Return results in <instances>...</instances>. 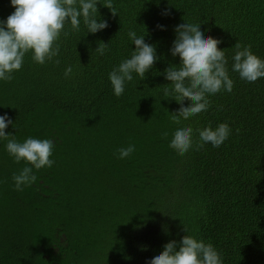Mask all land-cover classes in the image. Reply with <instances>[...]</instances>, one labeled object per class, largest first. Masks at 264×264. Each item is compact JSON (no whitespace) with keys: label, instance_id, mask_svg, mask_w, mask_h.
<instances>
[{"label":"trees","instance_id":"1","mask_svg":"<svg viewBox=\"0 0 264 264\" xmlns=\"http://www.w3.org/2000/svg\"><path fill=\"white\" fill-rule=\"evenodd\" d=\"M114 6L116 16L98 5L109 27L96 34L87 35L83 23L80 31L66 25L59 64L41 65L29 54L11 81H0V114L18 124L6 132L53 139L56 161L34 169L37 180L18 191L12 176L25 162L0 143V264H147L185 228L213 243L224 264H264V78L247 82L230 72L233 90L211 96V107L188 123L227 122L232 134L219 147L194 144L186 154L169 147L177 127L169 113L180 105L157 87L169 83L158 74L179 63L168 50L183 19L204 23L223 41L230 69L237 42L264 58V0ZM13 11L10 0H0V19ZM129 29L148 32L146 42L162 58L116 97L108 73L135 48ZM98 42H110L103 56L94 51ZM67 65L73 74L65 78ZM130 143L136 151L118 158Z\"/></svg>","mask_w":264,"mask_h":264},{"label":"clouds","instance_id":"2","mask_svg":"<svg viewBox=\"0 0 264 264\" xmlns=\"http://www.w3.org/2000/svg\"><path fill=\"white\" fill-rule=\"evenodd\" d=\"M10 4L14 11L6 19H0V81L3 82L14 78V73L22 69L29 54L35 63L43 65L51 61L59 64L61 36L68 34L66 25L73 31H80L83 23L87 35L107 29L108 20L100 15L98 5L108 8L113 16L118 14L114 0H10ZM162 15H171V10L165 9ZM203 24L183 19L175 26V39L168 51L173 58L179 57V63L169 62L162 73L158 72L169 83L157 87L168 100H175L180 105L175 112L168 113L177 125L169 147L181 154L188 153L194 144L198 148L208 143L219 147L232 134L227 122L215 127L209 123L196 129L188 123L211 107V96L233 90L235 81L230 72L238 73L239 78L247 82L264 78V58L255 54L251 45L235 44L230 69L228 49H221L219 45L223 41L210 35V30L206 31ZM157 27L166 30L165 25ZM147 35L148 32L138 35L135 29L128 30L127 38L135 48L108 73L116 97L125 93L127 84L136 76L144 79L162 58L157 45L146 42ZM109 43L98 42L94 51L105 55ZM72 74L73 66L67 65L65 78ZM186 100L191 102L185 103ZM9 125L18 129L17 121L14 123L7 113L0 114V143L17 163L24 161L26 165L12 176L15 189L23 191L37 180L34 169L54 166L55 143L50 138L33 136L19 140L17 134L6 132ZM135 151L136 145L130 143L118 150V158H129ZM184 230L186 235L179 241L173 239L164 244L163 251L148 258L147 264H224L223 254L213 243L186 228Z\"/></svg>","mask_w":264,"mask_h":264}]
</instances>
